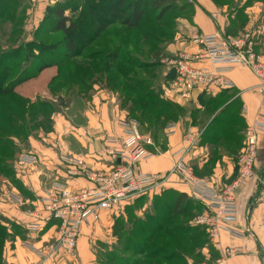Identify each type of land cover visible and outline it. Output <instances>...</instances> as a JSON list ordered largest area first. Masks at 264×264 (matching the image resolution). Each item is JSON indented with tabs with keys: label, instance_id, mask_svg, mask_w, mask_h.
Segmentation results:
<instances>
[{
	"label": "rangeland",
	"instance_id": "374dc122",
	"mask_svg": "<svg viewBox=\"0 0 264 264\" xmlns=\"http://www.w3.org/2000/svg\"><path fill=\"white\" fill-rule=\"evenodd\" d=\"M100 1L49 0L46 9L38 10L32 0H0V135H4L0 197L5 181L18 184L13 171L15 161L22 157L23 164L37 163L36 157L31 162L23 160L31 156L33 141L55 148L46 139L56 132V116L70 118L73 111L75 117L76 107L80 110L89 103L115 106L119 111L125 137L115 139L114 148L123 150L134 126L142 136L152 139L160 151L158 155L169 156L172 163L173 150L168 153L164 149L170 140L165 137V129L177 124L179 130L175 136L181 134L182 140L189 130H200L197 146H205L207 160L202 171L211 174L214 163L229 157L237 167L236 177L229 185L232 184L239 176L240 154L235 151L243 146L244 132L248 128L245 126L243 130V107L238 93L231 89L181 101L170 87L176 73L170 72L169 61L175 53L184 50L179 44L192 28L187 29V26L196 9V0L171 1L167 11L148 6L145 20L137 28L127 29L116 23L96 37L91 31L94 20L104 21L108 17V13L98 7ZM123 1L128 4L136 0ZM211 1L229 23L228 28L236 20L237 26L244 25L247 22L244 10L257 4L258 13L261 17L264 15V0ZM57 8H65V15L79 30L77 35L74 32L67 36L57 30L54 16ZM82 29L86 31L83 36ZM69 40L80 46L77 52L67 50ZM257 79L264 87L261 79ZM75 124L81 129L89 125ZM196 147L187 157L195 177L189 156ZM147 149L154 151L151 146ZM106 151L109 152L110 147ZM65 166L73 169L71 163ZM78 178L88 179L80 174ZM17 187L22 188V185ZM53 187L49 190L53 191ZM179 193L182 192L162 186L115 210L101 213L99 220L88 225H94V233H97L96 228L105 233L89 239L93 263L213 264V254L207 258L202 251L210 239L208 226L200 222L207 214L205 206L195 196L187 195L194 202L187 215H180L173 206ZM0 224V264H8L6 249L14 246L17 237L26 238V234L22 227L1 213ZM2 226L7 233L4 234ZM53 237L42 248H33L42 260L40 264L58 257L56 253L49 255ZM75 253L67 254L74 257Z\"/></svg>",
	"mask_w": 264,
	"mask_h": 264
},
{
	"label": "crops",
	"instance_id": "0c3cea01",
	"mask_svg": "<svg viewBox=\"0 0 264 264\" xmlns=\"http://www.w3.org/2000/svg\"><path fill=\"white\" fill-rule=\"evenodd\" d=\"M32 1L38 10L45 8L49 2V0ZM257 5L244 10L247 17V22L244 25L237 26L236 20L228 28L229 23L222 17L211 0H196V9L187 29L196 27L205 34L216 32L225 34L228 29H231V32L236 34L243 27L244 29L246 27V30L249 27L248 30H252L255 34L256 49L264 53V15L261 17V14L258 13ZM180 45V49H185L188 46L185 42L180 43ZM229 78L234 83V90L238 93L243 107L244 124L246 127H252L264 99V87L260 86L261 82L257 77L244 67L235 68L230 73ZM76 108L75 117L73 111L70 118L62 115L56 116V132L52 138L46 139L47 142L54 144L55 148L44 146L39 141H33L29 154L37 158V163L23 164L21 162L22 157L14 162V178L18 183L17 185L21 184L22 188L9 181H5L3 185L0 197V213L22 227L26 234V238L17 237L14 246H9L6 249L8 264L41 263L42 260L33 248H42L52 235H56L57 229L54 222L46 219V215L41 213L37 218L31 213L43 209V200L55 182L63 183L71 190L92 189L94 187V183L88 179L78 178L69 173L70 168L67 169L66 163H64L65 156L84 160L87 165L96 170H109L111 168V156L106 150L109 147L110 150L115 149V146L108 140L125 137L124 128L120 125L119 111L115 106L111 108L105 104L96 106L89 103L80 110L79 106ZM75 123H89V125L81 129ZM181 142V134L171 137L164 149L170 153L178 148ZM59 145L60 147H58ZM204 147L197 146L189 156L192 159L191 166H194L193 172L198 179H208L210 186L217 189L228 186L236 177L237 167L231 162V158L225 156L222 158L223 162L218 160L213 164L211 174L203 172L207 162ZM257 147L259 150L255 165L257 177L244 181L234 193L238 204L236 229L244 233V236H234L222 230L217 239L210 240L209 237L210 241L208 240L202 251L207 258L212 257L213 254L214 261H211L213 264H264V226L261 224L264 206V132H259L257 135ZM172 165L169 156L157 155L149 161L143 162L140 168L145 173L164 174L172 169ZM164 186L174 188L190 197L196 195L192 184L182 182L174 175L166 181ZM17 198L23 201L22 204L16 203ZM31 223L35 224L34 227L36 228H28ZM37 224L39 226H36ZM104 225L103 222L102 226ZM89 226L81 230L74 257L60 251L56 253L58 257L47 260L46 264H94V254L89 239L93 236H102L105 233L98 228H96L97 233H94L92 232L94 225ZM228 247L236 248L237 254L220 262L225 249Z\"/></svg>",
	"mask_w": 264,
	"mask_h": 264
},
{
	"label": "built area",
	"instance_id": "2783aa9c",
	"mask_svg": "<svg viewBox=\"0 0 264 264\" xmlns=\"http://www.w3.org/2000/svg\"><path fill=\"white\" fill-rule=\"evenodd\" d=\"M187 32L184 41L187 48L175 53L169 61L171 69L176 73L170 87L181 101L195 99L201 94L215 95L234 89L229 75L237 67L249 69L264 85V53L256 51L254 32L247 29L238 37H225L220 32L205 34L196 27ZM178 130L177 124L169 125L165 129V137L169 139L175 136ZM259 132H264V99L254 125L244 132L239 156V176L232 184L221 189L210 186L206 178L195 177L187 163L188 155L200 142V130H189L184 135L181 145L170 153L173 161L171 171L164 174L145 173L141 170L140 164L154 158L160 151L150 137L142 136L134 126L131 127L123 150L115 148L109 151L113 161L108 171H93L84 160L65 157L64 163H71L73 167L69 173L77 177L79 174L86 176L94 183V187L71 190L70 187L56 186L55 182L52 185L53 191L49 190L43 200V209L33 213L37 218L42 213L48 221L55 223L57 231L49 255L60 251L74 254L84 226L99 220L101 213L115 210L120 205L164 186L173 175L192 184L195 198L205 205L207 214L200 222L208 226L210 239H217L222 230L234 236H244V233L236 229L238 204L234 193L244 181L257 177L255 165L259 156ZM116 141L114 139L112 143ZM149 146L154 151H149ZM29 157L25 156L24 162L34 161L35 157ZM21 202L16 199V203ZM261 224L264 226V206ZM34 225L31 223L28 228H36ZM235 254L236 248H226L220 262Z\"/></svg>",
	"mask_w": 264,
	"mask_h": 264
},
{
	"label": "trees",
	"instance_id": "16d2710c",
	"mask_svg": "<svg viewBox=\"0 0 264 264\" xmlns=\"http://www.w3.org/2000/svg\"><path fill=\"white\" fill-rule=\"evenodd\" d=\"M171 1H175V0H136L128 4L124 3L123 0H101L100 3H98V7L102 9L101 10L102 12L108 13V17L104 18V21H99L97 19L94 20L91 31L97 37V36H100L104 31H106L110 26L116 23L127 29H135L144 22L145 17L147 15L148 6L156 10H160L164 8L165 11H167V9L169 8L168 4ZM103 2L105 5L103 4ZM54 16L56 18V22H57L56 28L58 31L63 32L67 36L74 32L76 33V35L78 34L79 30L76 24L67 15H65V8L55 9ZM245 30L246 29L243 28L239 33L237 32L236 34H233L231 32L232 30L228 29L226 31L228 34L225 33L224 36L225 37H238L242 33H244ZM85 34H86V31L82 29L81 36ZM79 47L80 46L77 44V42L73 40H69L66 44L67 50L72 53L77 52ZM255 48H256V44H255ZM256 51L258 50L256 49ZM170 72L173 75H175L173 69H171ZM201 95H200L201 97H205L204 96L205 94H201ZM201 99L204 100V98H201ZM244 123L245 122L243 120V123H242L243 130L245 128ZM242 147L243 146L241 145V149ZM241 149H237L235 151V154L236 153L238 154V152L240 154ZM1 153H4V135H0V160L3 157ZM193 202L194 200L188 197L187 194L179 193L177 197H175L174 202H173L174 210L177 211V213L180 215H187L188 210L190 209L191 204ZM4 231H5L4 234L7 233L5 228H4Z\"/></svg>",
	"mask_w": 264,
	"mask_h": 264
}]
</instances>
